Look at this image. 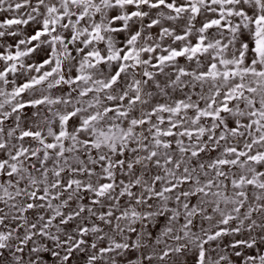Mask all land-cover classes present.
<instances>
[{"label":"snow or ice","instance_id":"obj_1","mask_svg":"<svg viewBox=\"0 0 264 264\" xmlns=\"http://www.w3.org/2000/svg\"><path fill=\"white\" fill-rule=\"evenodd\" d=\"M0 264H264V0H0Z\"/></svg>","mask_w":264,"mask_h":264}]
</instances>
